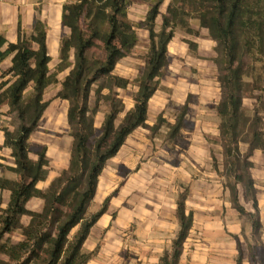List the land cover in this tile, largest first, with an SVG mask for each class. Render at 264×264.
Returning a JSON list of instances; mask_svg holds the SVG:
<instances>
[{
    "label": "trees",
    "instance_id": "16d2710c",
    "mask_svg": "<svg viewBox=\"0 0 264 264\" xmlns=\"http://www.w3.org/2000/svg\"><path fill=\"white\" fill-rule=\"evenodd\" d=\"M148 1L151 7L136 25L128 14L130 0L65 3L61 24L70 33L61 39V62L54 71L50 70L47 28L41 20L35 19L32 31L27 32L19 16L15 42H8L0 33V63L11 57L9 70L0 73V131L5 137L0 150L10 149L15 164L5 165L0 156V169L16 176L14 180L0 177V191L10 192L6 207H2L0 196V264H87L95 256L96 251L85 253L82 248L91 228L107 209L108 200L99 211L89 212L99 177L107 161L118 153L134 130L150 128L146 124L149 101L160 89L169 65V44L177 27L190 31L192 19L199 21L200 28L206 29L216 44L213 62L221 87L217 105L223 148L221 175L228 180L225 187L231 193L233 207L249 217L253 237L258 236L262 226L250 158L255 150L264 153V0H168L165 14L161 6L166 0ZM159 18L162 24L157 31ZM137 29L148 32L149 48L143 57L144 69L135 79L138 89L133 96L134 107L116 126L125 105L115 89L127 88L129 81L114 72L138 45ZM186 43L193 50L197 48L193 42ZM72 51L74 63L70 62ZM71 66L57 95L69 103L67 122L73 139L70 163L45 190H39L37 184L48 177L49 160L46 148L35 153L37 160L30 157V138L48 108L44 100L47 88L58 84V75ZM93 97L95 107L91 105ZM245 98L255 100L251 116L246 114ZM102 101L108 102L110 109L98 135L95 115ZM4 105L8 107L5 112L1 111ZM186 112L183 107L171 126L172 137L184 126ZM5 117L11 122H4ZM163 122L159 116L150 129H158ZM242 143L248 145L245 154L239 148ZM212 158L217 167L214 155ZM239 184L243 185L254 213H248L241 205ZM187 196L186 190L178 199L180 230L172 251L161 257L160 264H179L193 226L192 214L185 215ZM33 198L43 201L40 212L27 207ZM24 216L30 218L28 225L22 223ZM236 240L237 264H243V249ZM248 249L251 264H256L252 246L248 245Z\"/></svg>",
    "mask_w": 264,
    "mask_h": 264
},
{
    "label": "crops",
    "instance_id": "0c3cea01",
    "mask_svg": "<svg viewBox=\"0 0 264 264\" xmlns=\"http://www.w3.org/2000/svg\"><path fill=\"white\" fill-rule=\"evenodd\" d=\"M65 3L67 0H11V3L4 4L0 1V33L8 42H15L19 16L22 28L27 32L32 31L35 19L41 20L47 28L50 70L54 71L61 62V39L69 36L70 33L61 24ZM202 30L209 36L206 29ZM140 31L144 36H148V32L144 29H137V34ZM170 44L169 62L173 54H170ZM137 47L138 45L135 50ZM184 48H181L182 52H185ZM135 50L132 53L134 57L130 55L122 60L137 61L135 58L138 53ZM70 62L74 63L73 51ZM178 63L179 67L183 66L181 68L187 69L193 61L180 60L175 64ZM10 66L11 57L0 63V73L8 71ZM71 68L72 66L58 75V84L47 88L44 100L48 96L55 100L52 106L46 109L37 131L30 138V157L37 160L35 153L46 148V157L49 160V174L45 181L37 184L39 190H45L70 163L73 139L69 135L67 122L69 103L57 98V95L62 90L61 83ZM130 76L126 73L123 78L130 79ZM164 78L160 89L149 101L146 120V124L152 128L156 125L158 117L162 116L163 125L154 130L144 127L134 130L126 138L118 153L107 161L99 177L97 193L89 212L95 213L107 200L108 203L105 213L91 228L89 237L83 245L82 251L85 253L96 251L95 256L87 264H160L161 257L166 252L172 251L173 241L180 230L177 217L178 199L186 190L188 196L185 202V215L192 214L193 226L183 245L179 264H237L236 239L240 241L243 249V264H251L246 240L248 245L252 246L256 264H263V151L255 150L250 158L253 165L250 174L257 190L258 216L262 226L256 242L251 221L233 207L230 191H228L229 202L223 205L219 201V194L222 192L219 193V174L215 173V170L202 172L207 170L204 167L210 158L212 160L215 153L210 151L204 138L200 137V141H197L195 137L209 133L212 129L211 125H214L212 119L218 118L216 129L220 143V118L217 114V105L221 99L220 83L217 89L218 95L220 92L219 97L209 90L213 79H193L186 83L185 80L176 78V83H170V80L164 83ZM137 89L138 87H135L134 94ZM181 90L186 92L181 93ZM116 91L119 93L121 89ZM134 94L129 97L118 96L123 100L125 111L118 116L116 126H119L126 113L133 109ZM183 107L187 108L184 126L176 137H172L171 126L175 125ZM2 108L7 110L8 107L4 105ZM107 112L98 111L95 128L97 125L101 127ZM57 115L62 116V125L57 124ZM120 117L121 120L117 122ZM37 132H44L45 135L36 138ZM186 133L191 136H186ZM32 138H35V141H32ZM4 139V134L0 131V145H3ZM0 156L4 158L5 165L15 166L10 149L0 150ZM191 168L194 170L192 173ZM208 170H211V167ZM0 177L8 180L16 179L13 173L3 169H0ZM0 196L3 200L2 207H6L10 200V192L0 191ZM27 207L32 211L40 212L43 201L33 198ZM244 208L248 213L255 212L254 209L245 206ZM29 222V217L22 218L24 225H28ZM14 239L19 238L14 237Z\"/></svg>",
    "mask_w": 264,
    "mask_h": 264
},
{
    "label": "rangeland",
    "instance_id": "374dc122",
    "mask_svg": "<svg viewBox=\"0 0 264 264\" xmlns=\"http://www.w3.org/2000/svg\"><path fill=\"white\" fill-rule=\"evenodd\" d=\"M0 1L2 4L11 3V0H0ZM74 1L75 0H67V2H74ZM167 5H168V0H166L161 6L162 14L166 13ZM150 7L151 5L148 0H130L128 14H129V18L131 19L132 23L136 25L140 23L141 21H143ZM161 24H162V19L159 18L157 20V27H156L157 31L160 30ZM189 28H190V31L180 26L175 29V39L172 41V44H170V51H171L170 54L171 53L173 54H171L170 62H169L170 64L165 70V78L163 81L164 83H166L167 80H170V83L172 82L176 83V80H177L176 78H180L181 80H185V82L188 83L190 82V80H193V79L194 80H198L202 78L213 79L214 81H211V86L209 90L212 91V93H215L217 96L220 97V92H219V95L217 92V89L219 88L218 70H217L215 63L213 62V59L216 56L214 52V48L216 44L209 36H207L204 30L199 28V21L197 19H192L190 21ZM138 35H139L138 47L136 48V50L134 49L136 53H138L137 57L135 58L137 59V61L127 60L128 62H125V60H121L118 63L116 70L114 72V74L120 78H123L124 74L126 73L128 75H131L130 79L123 78L129 81L127 88L125 89L119 88L121 89V92L119 93L116 91L117 88L115 89L118 96L126 95L129 97L130 95L134 94L135 87H138V84L135 82V79L140 75V73L144 69L145 62H144L143 57L146 55V52L148 51L149 39H148V36H144L141 31L139 32ZM187 41L193 42L197 46V48L195 50L191 49L189 45L186 43ZM182 47H185L184 48L185 52H182L181 50ZM132 57L134 56L132 55ZM180 60L183 62L193 61V63L188 66L189 68L183 69L181 68L183 66L179 67V63L175 64L176 62ZM173 66L176 68H174ZM214 89H216L215 92H214ZM185 92L186 91L181 90V93H185ZM107 93L108 91L106 92V94ZM54 100H55L54 98L48 96L45 102L48 103V107H51ZM91 105L95 107L94 97L92 98ZM244 106L246 108V114L248 116H251L254 112L255 100L253 98H245ZM109 109H110V104L105 101H102L100 105L98 106V111L100 112H102L103 110L109 111ZM1 111L5 112L6 110H3L2 108ZM96 116L97 114L95 115V117ZM121 117L118 119L117 122L121 120ZM2 119L4 122H8V123L11 122V119L9 120V118L7 117L2 118ZM62 123H63L62 116L57 115V124L62 125ZM212 123L215 126L211 125L212 129L209 131V133H205V135L203 134L196 135L195 140L200 141V137L204 138L206 140L207 145H209L210 147V151L215 153L214 158L217 163V167L214 164L215 162H213V167H212V161L214 160L213 158L212 160L210 158L209 161L206 163V166L204 167V168H207V170L205 169L202 172L204 171L211 172L212 170H215V173L219 174V193L222 191L219 194V201H221V203L224 205V203L229 202V199H228L229 189L225 187L228 180L224 176L221 175V172H223V169H224L223 159H222L223 148L220 145L221 141L220 143H218V136H217V129H216V123H218V118L217 119L213 118ZM10 128L13 129L12 126H10ZM100 128H101L100 125L96 126L98 135L100 133ZM263 129H264V122H263ZM42 134L45 135L44 132H37L36 138L40 137ZM60 135L63 136V134H60ZM60 135H57V136H60ZM185 135L191 136V134H187V133ZM31 140L35 141V138H32ZM239 148L242 154H245L248 152L247 144L242 143L239 146ZM210 167H211V170H208L210 169ZM190 170H191V173L194 172L192 168ZM238 195L240 198V202L243 206H245L246 208L253 209L252 203L248 202V200L245 198V190L243 188V185L241 184L238 185ZM255 241L257 242V238L255 239ZM245 242L248 248V241L246 240Z\"/></svg>",
    "mask_w": 264,
    "mask_h": 264
}]
</instances>
